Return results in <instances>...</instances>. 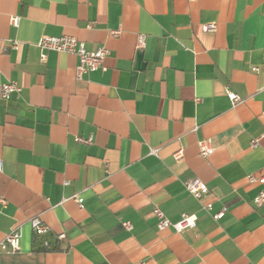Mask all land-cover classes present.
<instances>
[{
	"label": "crops",
	"instance_id": "1",
	"mask_svg": "<svg viewBox=\"0 0 264 264\" xmlns=\"http://www.w3.org/2000/svg\"><path fill=\"white\" fill-rule=\"evenodd\" d=\"M50 35L108 53L78 78L73 54L40 60ZM5 81L20 90L0 96V240L20 244L0 264H264V183L248 178L264 174V0H0ZM155 207L196 224L159 229Z\"/></svg>",
	"mask_w": 264,
	"mask_h": 264
},
{
	"label": "built area",
	"instance_id": "2",
	"mask_svg": "<svg viewBox=\"0 0 264 264\" xmlns=\"http://www.w3.org/2000/svg\"><path fill=\"white\" fill-rule=\"evenodd\" d=\"M19 18L17 16L11 18V22L17 25ZM216 28L215 22H209L202 25V30L204 31H213ZM117 31H112V34H116ZM146 44V36L143 33H138L136 35V47L143 48ZM36 46L41 50L40 60L45 59L44 50H54L58 52H64L73 54L77 57V64L75 68L76 76L79 78L83 73L93 71L99 68L105 56L108 53V49L104 46L96 47L95 49H86L83 42L78 41L75 37L70 35H58V36H43L36 42ZM254 70H257L256 67H253ZM264 87V84H263ZM20 90V87L12 81H5L1 83V92L0 96L2 99H8L12 93H17ZM227 96L232 103V105L240 102L242 99L239 95L234 92L227 91ZM76 140L82 142H88L89 139H84L77 136ZM256 139L252 140V145H255ZM198 151L200 156L207 157L209 156L214 147L208 139H203L198 141ZM1 169V163H0ZM250 181H259L264 183V174L259 177H248ZM186 190L194 195L195 197H201L208 193V188L205 182L200 180L198 177H194L191 180L185 183ZM78 205H80V199L76 197ZM256 204L264 202V191L261 190L257 196L254 198ZM206 208H210V204L206 205ZM153 214L157 217V226L159 229H164L171 227L176 232H180L186 228H192L196 224V216L193 214H182L180 219L177 221H170L164 213L157 207L153 209ZM223 215V211H219L213 214L214 218H219ZM122 225L126 228H130V223L127 221L122 222ZM31 226L33 232L40 236L43 235L48 227L40 221L39 218L35 217L31 220ZM65 237L63 232L57 234V238L62 239ZM20 244V233L16 229H12L8 232L2 240H0V251L2 250H17L19 249Z\"/></svg>",
	"mask_w": 264,
	"mask_h": 264
}]
</instances>
